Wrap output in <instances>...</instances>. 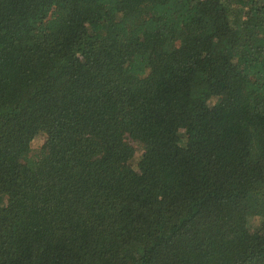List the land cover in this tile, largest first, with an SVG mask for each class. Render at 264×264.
Returning <instances> with one entry per match:
<instances>
[{
	"label": "trees",
	"instance_id": "16d2710c",
	"mask_svg": "<svg viewBox=\"0 0 264 264\" xmlns=\"http://www.w3.org/2000/svg\"><path fill=\"white\" fill-rule=\"evenodd\" d=\"M0 264H264V0H0Z\"/></svg>",
	"mask_w": 264,
	"mask_h": 264
},
{
	"label": "rangeland",
	"instance_id": "374dc122",
	"mask_svg": "<svg viewBox=\"0 0 264 264\" xmlns=\"http://www.w3.org/2000/svg\"><path fill=\"white\" fill-rule=\"evenodd\" d=\"M36 142L35 143H33V144H35L34 145V148H43L45 145H46V138H44L43 136H41V137H39L38 139H36L35 140ZM139 150V152H138V154H137V156H136V159H137V161H138V157L140 156V149H138Z\"/></svg>",
	"mask_w": 264,
	"mask_h": 264
}]
</instances>
